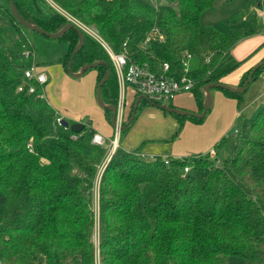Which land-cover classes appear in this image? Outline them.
Here are the masks:
<instances>
[{
    "label": "trees",
    "instance_id": "obj_1",
    "mask_svg": "<svg viewBox=\"0 0 264 264\" xmlns=\"http://www.w3.org/2000/svg\"><path fill=\"white\" fill-rule=\"evenodd\" d=\"M14 1L28 24L56 34L76 19L115 53L126 51L154 72L167 63L169 75L179 79L190 55L191 61L198 60L189 72L196 83L191 93L197 114L205 109V87L225 85L224 78L241 66L231 53L235 44L255 33L204 25L202 15L214 9L216 0H156L158 6L147 0ZM80 30L85 41L70 66L80 43L77 30L49 38L22 25L12 14L10 0L0 4V264H227L229 258L264 264V107L247 134L236 135L238 147L226 168L218 166V154L170 159L166 165L119 146L99 178L108 146L94 144L95 133L87 126L80 133L63 126L44 99L47 85L25 78L33 64L40 69L61 65L71 76L69 68L78 73L85 65L105 62L85 75L97 71L98 86L109 71L102 101L118 106V79L110 56ZM252 70L244 75L242 87ZM263 71L264 65L248 87ZM30 86L35 93H29ZM248 87L243 93L220 90L241 100ZM137 96L136 115L152 105ZM135 105L126 113L121 135L136 120L135 115L128 124ZM103 110L111 124L113 112ZM209 113L201 119L169 113L178 122L170 143L180 137L186 122L202 124ZM229 139L222 137L216 151ZM186 167L190 171L184 177ZM199 171L207 172L203 181Z\"/></svg>",
    "mask_w": 264,
    "mask_h": 264
},
{
    "label": "crops",
    "instance_id": "obj_2",
    "mask_svg": "<svg viewBox=\"0 0 264 264\" xmlns=\"http://www.w3.org/2000/svg\"><path fill=\"white\" fill-rule=\"evenodd\" d=\"M6 1L7 0H0V4H5ZM253 1L256 3V7H251V9L244 15L247 17V19L245 24L242 26V28H244L242 31L238 27L232 25L229 27L225 26L224 29H219L217 27L223 23L230 24L231 22L228 18L222 20L225 22L212 24L214 28L228 33H245L255 30L254 34L240 39L231 51L232 56L238 61H241L242 64L237 70L226 76L223 81L225 85L235 89L242 88V79L246 72L264 60V21L260 17V8L264 4V0ZM254 17H256L255 23ZM250 23H252V25L248 26ZM51 68L52 66L43 67L42 70L47 74ZM88 75L90 87L88 89L89 92H87V96H84L86 100H82V98H78V100L82 101L83 103L88 101L89 105L87 106V109H90H88L87 112L81 116H77V114L70 111L63 112L64 115L73 117V123H81L87 126L93 130L95 134L103 136V138L108 143L114 139L115 130L112 124L108 122L104 110L100 108L97 103L96 91L98 73L97 71H91ZM84 77L85 75L81 79ZM49 78L50 77L48 76V79ZM53 85L54 83L52 82L51 85L49 80L43 91V94L44 99L56 110L59 115L60 112L56 108L60 109V107L56 103L57 99L53 93ZM48 86L50 90H48ZM211 94L213 97V105L211 108V110L213 109V114H210V118L202 125H197L190 121L186 122L184 130L180 134L179 139L174 143H169V140L172 138L178 128L177 120L171 114L163 112V110L159 109L157 106L150 105L149 110L144 113V116L138 120L137 124L134 126L131 125L128 134H125V137H123L124 134H120L118 138V147L120 146V148L127 152H134L139 151V144L151 142L145 151H143L144 153L141 151L139 152L145 157L149 158L152 156L160 160L182 159L188 156H199L206 154H211L213 157H217L215 154L216 143L222 137L226 136L228 132V134H230L231 129L234 125L236 126V124H238L239 120L242 122L241 126L247 127L248 131L254 117L264 107V71L261 73L258 79L248 87L244 97L241 100L228 97L222 90L217 88L212 89ZM125 97V111L126 113H129L132 105L140 98H138L131 88L126 90ZM184 97L187 99L184 100ZM95 103H97V106ZM166 106L173 107L177 110H186L194 113L198 111V106L192 93H182L177 96L174 105L169 104ZM87 114L96 115L100 118L99 121H97L96 127L92 126L91 123H85L83 118L87 117ZM64 115H59L60 119L64 117ZM144 122L147 123V126L143 128L141 132H138V128L143 125ZM242 127L235 128L232 132L235 133V131L238 130L243 133ZM112 155L113 152L111 151V148L108 147L107 155L102 168H105V166L109 163ZM99 181L100 179L97 182L94 193L95 208L97 210L99 209Z\"/></svg>",
    "mask_w": 264,
    "mask_h": 264
},
{
    "label": "built area",
    "instance_id": "obj_3",
    "mask_svg": "<svg viewBox=\"0 0 264 264\" xmlns=\"http://www.w3.org/2000/svg\"><path fill=\"white\" fill-rule=\"evenodd\" d=\"M154 6H158L156 0H147ZM260 17L264 21V4L260 9ZM73 23L79 26L86 33L94 37L98 40L104 49L107 51L110 56L111 62L115 68L118 86H119V104L117 106V121L115 127V137L112 141L108 143L103 138V136L99 134H95L93 137V143L96 145L104 146L107 145L111 148V151H114L118 147V138L120 136L121 128L123 122L126 118V97L125 92L128 88H131L136 95L142 96L150 100L152 103L156 105H167L173 102L178 95L182 93H191L193 88L195 87V81L189 77L190 72V61L192 57L190 55L186 56L183 61V75L177 79L173 76L169 75L170 66L165 63L162 66L161 72H154L150 69L148 64L141 65L136 61L132 60L128 54V52L115 53L111 47L102 40V38L98 35V33L88 28L87 26L80 23L78 20L72 18ZM157 34L156 31L152 32V34L148 35L145 39L142 47L145 49L147 45L152 40V37ZM25 56L29 58L31 56L30 51L25 52ZM25 78L28 80L36 81L43 88L48 84L49 79L45 72L40 69L38 66L33 64L29 69L25 71ZM22 87L19 88V91H22ZM36 88L34 86H30L29 93H35ZM59 122L61 119L58 120ZM239 133L238 130L235 131L237 135ZM76 138V137H74ZM151 160L156 158L149 157ZM170 159H164L166 165L170 164ZM104 168L100 169V176ZM190 171L189 167L184 169V177ZM97 210V209H96ZM98 211V210H97ZM97 264H100L97 261Z\"/></svg>",
    "mask_w": 264,
    "mask_h": 264
},
{
    "label": "rangeland",
    "instance_id": "obj_4",
    "mask_svg": "<svg viewBox=\"0 0 264 264\" xmlns=\"http://www.w3.org/2000/svg\"><path fill=\"white\" fill-rule=\"evenodd\" d=\"M251 7H256V3L253 0H216L214 9L204 13L203 18H202V23L207 26L213 27L212 25L213 23L225 22L222 20L225 18H228L229 21L231 22L230 24L223 23L222 25H219L217 27L219 29H224L225 26L229 27L230 25H232V26L238 27L242 31L244 29L242 28V26L245 24V21L247 19V17L244 15L251 9ZM254 19L253 20L255 23L256 17H254ZM251 25L252 23H250V25L248 26H251ZM6 38L10 40L9 36H6ZM197 63H198V60L193 59L192 61H190V66L194 67L197 65ZM88 74L89 72L85 75L83 79L81 78L76 79V78L69 76L67 72L65 71V69L63 68V66L61 65L52 66V68L47 72V75L50 77L49 80H50L51 85H52V82L54 83L53 93H54L55 98L57 99L56 103L60 107V109L56 108L60 112L59 114L60 116L64 115L65 111H70V112L77 114V116L78 115L81 116L85 114L88 109H90V108L87 109V106L89 105L88 101L86 103H83L82 101L78 100V98H82V100H86L84 96H87L88 94L87 92H89L88 89L90 87V83L88 80V76H89ZM48 90H50L49 86H48ZM185 99L187 98L184 97V100ZM174 102L175 100L171 102L170 105H174ZM95 105L97 106V103H95ZM149 108L150 106H145L136 115V120L133 122L134 124H132L133 126L137 124L138 120H140L142 116H144V113H146V111L149 110ZM78 111H83V112H78ZM212 112H213V109L210 110V113L208 114V116L206 117L205 121L202 124H204L210 118L209 116H211L210 114ZM145 118H148V117H145ZM62 119L68 121L69 123H73L72 116L64 115ZM83 119L85 123L87 124L91 123L92 126L96 127L97 121H99L100 118L97 117L96 115L87 114V117H84ZM241 123H242L241 120H239L238 124H236V126L235 125L233 126V128L231 129V133L228 134L229 133L228 132L226 134V137L230 138L229 141L221 148H217V151H215V154H218V159H219L218 166L222 168L227 167L226 166L227 159L230 156H233L235 151L237 150L238 138L236 137V134L232 131L235 128H241L242 127ZM202 124H197V125H202ZM146 126H147V123L144 122L143 125H141L138 128V132H141L142 129L145 128ZM242 132H243L242 133L243 135H246L247 127H242ZM127 134L128 132L126 133V135ZM126 135L124 134L123 137H125ZM150 144L151 142H144L142 144H139L138 146L139 151L141 152L145 151V149ZM206 175H207L206 171L197 172V177L201 181L205 179ZM96 241H97V237H96ZM227 264H246V263L242 259H239V258H229Z\"/></svg>",
    "mask_w": 264,
    "mask_h": 264
},
{
    "label": "water",
    "instance_id": "obj_5",
    "mask_svg": "<svg viewBox=\"0 0 264 264\" xmlns=\"http://www.w3.org/2000/svg\"><path fill=\"white\" fill-rule=\"evenodd\" d=\"M10 8H11V11H12V14L18 19V21L24 25L25 27H27L28 29H31L33 31H38L40 32L41 34L43 35H46L47 37L49 38H52V39H59L60 37H62L63 35H65L70 29H75L78 31L79 33V36H80V43L79 45L77 46L72 58H71V62H70V66H71V63H72V60L74 58V56L80 51V49L82 48L83 44H84V41H85V37H84V34L82 33V31L80 30V27L77 26L75 23H71V24H68L62 31L56 33V34H50V33H47L45 30L41 29L40 27L38 26H34V25H30L28 24L27 22H25L21 17L20 15L18 14L17 12V9H16V6H15V1L14 0H10ZM106 63L105 62H97V63H94V64H90V65H85L81 68V70L78 72V73H74L72 71L71 68H69V74L73 77V78H76V79H80L82 78L85 73L91 69V68H96L100 65H105ZM264 65V60L262 62H260L259 64H257L252 72H251V75H250V78L249 80L246 82L245 86L242 87V88H238V89H235V88H231L227 85H219V84H212V85H208L205 87L204 91L206 93V104H205V109L203 111V113L201 114H197V113H194V112H190V111H186V110H177L175 108H172L170 106H166V105H156L154 103H152L153 106H157L159 109L161 110H164L168 113H176V114H179L181 116H194V117H197V118H204L207 114V112L209 110H211L212 108V105H213V97H212V94H211V90L214 89V88H217V89H224V90H229L230 92H233V93H243L245 92L246 88L248 87L249 83L251 82L255 72L261 67ZM110 76V72L108 71L105 75V77L100 81V83L98 84L97 86V91H96V98H97V103L98 105L100 106V108L102 109H108V110H111L113 112V116H112V121H111V124L112 126L115 128L116 127V121H117V113H118V108L117 106H106L103 101H102V95H101V91H102V86L105 84L107 78ZM139 101L140 99L137 100L136 102V105H135V108H134V111H133V115L131 116L128 124L130 125L133 120L135 119V115L137 113V109H138V104H139ZM62 125L65 126L66 128H71V130L75 133H80L84 130V128L86 127L85 125L81 124V123H74L72 125H70V123L66 120H62ZM122 129V128H121Z\"/></svg>",
    "mask_w": 264,
    "mask_h": 264
}]
</instances>
